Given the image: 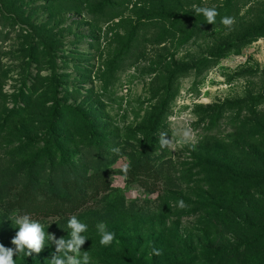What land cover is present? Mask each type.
Listing matches in <instances>:
<instances>
[{"label":"rangeland","instance_id":"obj_1","mask_svg":"<svg viewBox=\"0 0 264 264\" xmlns=\"http://www.w3.org/2000/svg\"><path fill=\"white\" fill-rule=\"evenodd\" d=\"M263 175L264 0H0L6 248L17 211L57 239L75 215L92 264H264Z\"/></svg>","mask_w":264,"mask_h":264},{"label":"clouds","instance_id":"obj_2","mask_svg":"<svg viewBox=\"0 0 264 264\" xmlns=\"http://www.w3.org/2000/svg\"><path fill=\"white\" fill-rule=\"evenodd\" d=\"M192 8L196 16L202 15L207 23L215 25L216 17L219 15L215 7L197 6L194 4ZM220 23L231 30L235 20L232 17L224 16L221 18ZM183 139L185 143L194 149L195 145L192 143L193 135L190 130L186 129L183 131ZM171 143V140L167 139L165 134L160 135L159 144L161 148L170 147ZM112 151L119 152V149H113ZM178 206L180 208L186 207L183 200L178 201ZM8 219L18 227L19 231L12 240L15 249L6 248L3 244H0V264H16L13 259L14 255L30 257L33 253H41L45 247L46 239L55 245L50 264H92L89 252L81 250L88 240L85 235H82V233L87 231L88 226L82 223L75 215L68 219L67 227L70 229L68 237L59 239L49 233L46 236L43 231V225L38 221L32 220L30 214H20L17 211H13ZM96 228L101 237V246L110 245L115 239V233L109 231L104 222L97 223ZM153 255L160 256L162 251L153 247L149 252V256Z\"/></svg>","mask_w":264,"mask_h":264},{"label":"trees","instance_id":"obj_3","mask_svg":"<svg viewBox=\"0 0 264 264\" xmlns=\"http://www.w3.org/2000/svg\"><path fill=\"white\" fill-rule=\"evenodd\" d=\"M254 181L255 183V189H261L263 188L262 192L264 193V175L263 176H253L249 178V182ZM264 225V224H263ZM262 233L264 234V227L262 228ZM264 240V237H263Z\"/></svg>","mask_w":264,"mask_h":264}]
</instances>
